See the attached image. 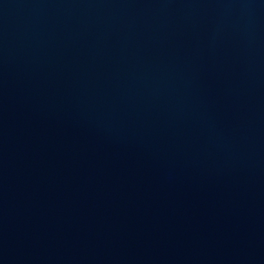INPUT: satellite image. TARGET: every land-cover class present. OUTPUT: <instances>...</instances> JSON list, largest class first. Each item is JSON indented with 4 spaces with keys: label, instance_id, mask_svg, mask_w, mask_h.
Here are the masks:
<instances>
[{
    "label": "water",
    "instance_id": "95a60500",
    "mask_svg": "<svg viewBox=\"0 0 264 264\" xmlns=\"http://www.w3.org/2000/svg\"><path fill=\"white\" fill-rule=\"evenodd\" d=\"M0 264H264V0H0Z\"/></svg>",
    "mask_w": 264,
    "mask_h": 264
}]
</instances>
